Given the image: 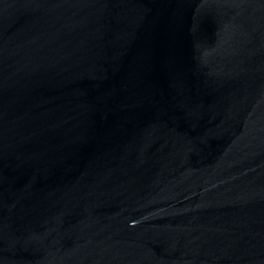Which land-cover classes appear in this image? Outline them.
Returning a JSON list of instances; mask_svg holds the SVG:
<instances>
[{"label": "water", "instance_id": "obj_1", "mask_svg": "<svg viewBox=\"0 0 264 264\" xmlns=\"http://www.w3.org/2000/svg\"><path fill=\"white\" fill-rule=\"evenodd\" d=\"M0 264H264V0H0Z\"/></svg>", "mask_w": 264, "mask_h": 264}]
</instances>
